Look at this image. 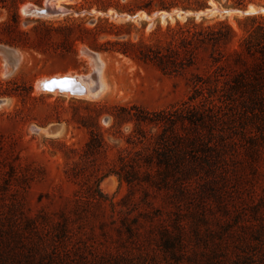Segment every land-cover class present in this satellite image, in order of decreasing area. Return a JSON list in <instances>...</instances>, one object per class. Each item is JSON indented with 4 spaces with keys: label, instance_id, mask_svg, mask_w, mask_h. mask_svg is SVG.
<instances>
[{
    "label": "rangeland",
    "instance_id": "374dc122",
    "mask_svg": "<svg viewBox=\"0 0 264 264\" xmlns=\"http://www.w3.org/2000/svg\"><path fill=\"white\" fill-rule=\"evenodd\" d=\"M45 1L0 0V25L16 11L17 30L32 36L39 26L46 48L0 43L20 55L15 65L0 55V264H264V100L221 97L206 46L193 52L191 65L180 64L178 42L163 33L189 18L179 9L165 18L137 11L130 19L114 7L146 0H110L106 12L95 8L99 0H53L68 13H20ZM222 3L208 0L205 8L234 9ZM247 7L264 8V0ZM241 17L202 18L203 25L226 19L236 28ZM97 19L134 26L122 30L125 38L100 34L98 43L142 39L173 51L177 71L92 50L87 41L64 52L61 35L40 36L44 24L92 29ZM73 34L82 35L77 28ZM84 49L100 54L99 97L36 91L43 77L91 74ZM86 128L102 132L106 143L88 162L80 160ZM106 168L134 174L124 175L128 182L110 174L96 183Z\"/></svg>",
    "mask_w": 264,
    "mask_h": 264
},
{
    "label": "trees",
    "instance_id": "16d2710c",
    "mask_svg": "<svg viewBox=\"0 0 264 264\" xmlns=\"http://www.w3.org/2000/svg\"><path fill=\"white\" fill-rule=\"evenodd\" d=\"M208 0H146L138 5H118L114 10L119 14L134 15L137 11H142L146 15H151L155 11L171 12L172 9L181 11L203 10ZM221 3V0H213ZM222 6L234 9H244L247 3H254V0H223ZM110 7V0H99L95 6L97 10L106 12ZM88 7L87 9H89ZM17 7H15V10ZM212 23L203 25L206 19L202 18L196 23L193 18H187L181 24L176 21L175 27L166 26L165 35L172 41L178 42V47L184 55L181 65H191L193 63V52L201 47L209 48V64L214 67L212 71L213 82H219L222 78V89L217 93L227 99H263L264 100V14H254L235 19L234 28L226 19H210ZM11 23L0 25V43L15 48H27L36 52H44L43 42H39V26L32 29V36L17 30L19 17L14 11L10 20ZM105 26L110 29L105 30ZM77 28L81 36H75L73 30ZM124 28H134L132 23L120 24L115 26L107 19H97L94 28H85L72 25H58L53 27L51 24L43 25L40 36L48 39L53 35H61V47L64 52H73L76 41H87L90 49L104 53H118L125 57H130L142 62H150L156 65L161 71H177L173 58V51L165 49L162 52L159 46L147 43L140 39L138 42L130 40L106 41L98 43L97 37L100 34H111L125 38L129 35L128 31L123 32ZM112 29H117L115 32ZM156 32H161L158 26ZM154 34V33H152ZM42 45V46H41ZM58 49V48H57ZM185 62V63H184ZM211 81V79H209ZM137 120H144L138 117ZM88 130V140L84 145L83 154L80 160L88 162L95 154L102 152L106 143L102 132L97 129L86 128ZM104 150V149H103ZM127 165L121 162L120 170ZM123 167V168H122ZM130 169L128 175L134 174ZM129 173V174H128ZM114 174L128 182L125 174L112 168H106L104 172L96 177V183L103 180L106 176ZM68 175V174H67ZM75 175V174H72ZM100 197H104L98 190ZM244 264H246L244 262Z\"/></svg>",
    "mask_w": 264,
    "mask_h": 264
},
{
    "label": "water",
    "instance_id": "95a60500",
    "mask_svg": "<svg viewBox=\"0 0 264 264\" xmlns=\"http://www.w3.org/2000/svg\"><path fill=\"white\" fill-rule=\"evenodd\" d=\"M47 1L48 0L45 1V3L43 4L42 7L36 6L34 4H25L20 8V13L23 16H30V17H36V18H49V17L66 15L68 13L65 9H59V8L56 9V8L51 7L49 5V2H47ZM227 11L239 13V14H241V16H249V15L264 13V8H255L254 12H249L248 7L244 8V9H219L218 7H216V8L208 7V8H204L203 10L194 11V12L181 11L180 10L181 15H184L187 12H190L193 15H187L186 17H193V18H196L197 16L199 18L207 17L209 15V13H211V12H216L217 14H226ZM161 12L171 13V12H167V11H159V12H155L153 14L159 15ZM136 16H137V14L133 15L131 17L130 16H127V17L130 19H133ZM148 17H150V16H148ZM173 17H175V15H173ZM81 52L84 56H86L87 59H89L91 61V64H93V66H98V57L100 55L98 52L90 51V50H86V49L81 50ZM0 55H2L5 60H7L9 63H11V65H15L20 58V55L16 50L11 49V48H7V47L2 46V45H0ZM52 80H53V78L50 79L46 83V84L51 85V86L47 87L44 85L43 91L51 93L57 87H60L62 89H71V90L75 91V94H76V92H83V90H84L81 88L79 89L80 86H78V84L75 82L71 81L70 83H65L68 79H65L64 81H61V80L60 81L59 80L52 81ZM38 83H39V81H38ZM96 87H97V84L95 83L93 85L92 89H94ZM67 91L70 92L69 90H67ZM67 91L66 90H60L58 93L64 94Z\"/></svg>",
    "mask_w": 264,
    "mask_h": 264
},
{
    "label": "bare ground",
    "instance_id": "6f19581e",
    "mask_svg": "<svg viewBox=\"0 0 264 264\" xmlns=\"http://www.w3.org/2000/svg\"><path fill=\"white\" fill-rule=\"evenodd\" d=\"M49 2V0L47 1ZM55 3V2H54ZM53 0H50L49 5L53 8L58 9V5L54 4ZM21 7V6H20ZM213 8H216L214 5H212ZM232 11H227L226 14H230ZM249 12H254V10L250 9ZM211 13H216V12H211ZM161 14V13H160ZM217 14V13H216ZM167 15H170V13H162V15H160V17L165 18ZM184 15H188V13L184 14ZM210 15V13H209ZM168 17V16H167ZM198 17V16H197ZM82 54V52H81ZM83 55V54H82ZM91 67H92V72L91 74L88 75H72L70 74H64V75H53V76H48V77H43L38 79L35 82V89L36 91H43V87L44 85L47 87H50L51 85L46 84L50 79L53 78L52 81L54 80H61L64 81L65 79H68L65 83H70L75 82L78 84L79 89H84L83 92H76L71 90V89H62L60 87H57L55 90H53L51 93L43 91L46 94H53V95H57L59 94L58 92L60 90H69L70 92H65L64 95L66 97L69 98L70 97H75V98H88V99H96L97 97H99L102 94V90L104 88V79L101 76V70L103 69V65L98 57V66H93V64H91V61L88 59ZM39 81V83H38ZM69 81V82H68ZM97 84V87L92 89L94 84Z\"/></svg>",
    "mask_w": 264,
    "mask_h": 264
}]
</instances>
